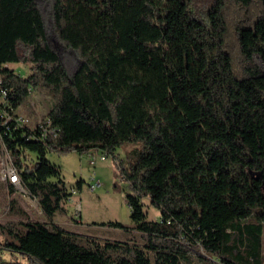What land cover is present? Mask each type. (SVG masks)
<instances>
[{"label": "trees", "instance_id": "1", "mask_svg": "<svg viewBox=\"0 0 264 264\" xmlns=\"http://www.w3.org/2000/svg\"><path fill=\"white\" fill-rule=\"evenodd\" d=\"M52 1L57 38L79 60L71 78L47 43L36 1L0 0L7 110L44 90L53 100L46 117L60 129L40 142L24 137L27 127H0L23 188L47 220L0 226L10 238L0 250L25 260L1 263L194 264V257L263 264L264 0H214L202 10L194 0ZM12 64L28 65L30 74ZM125 142L142 144L118 167L144 248L82 244L53 223L71 193L46 154L114 157ZM29 153L36 154L33 165ZM144 198L159 220L147 219Z\"/></svg>", "mask_w": 264, "mask_h": 264}, {"label": "rangeland", "instance_id": "2", "mask_svg": "<svg viewBox=\"0 0 264 264\" xmlns=\"http://www.w3.org/2000/svg\"><path fill=\"white\" fill-rule=\"evenodd\" d=\"M35 1L43 18L47 43L57 53L66 73L71 78L79 60L77 55L71 49L63 46L57 38L53 26V1ZM213 1L194 0V5L198 10H202L211 5ZM255 62L263 69V63L259 58L255 57ZM9 66L21 76L30 74L28 65L12 64ZM52 103L53 100L46 91L35 90L31 92L25 106H20L17 109V113L25 116L32 124L37 119L46 116ZM141 145V142L138 144L125 142L115 150L114 157L108 155L104 161L100 160V152H93L95 157L93 164L90 163L87 154L80 155L74 151L63 154L48 152L46 158L50 164L60 170V178L67 191L70 192L72 188L76 190V194L70 201L62 202V208L54 215L53 223L75 235L85 245L102 246L105 243H126L144 248L145 240L134 228L130 217V208L126 201L127 196L132 194V190L122 177L118 167V162L122 161L124 165L130 159L131 151L140 149ZM36 160V154L29 153L27 163L33 165ZM79 181L81 188L77 189L76 184ZM93 185L94 189L91 188ZM12 199L15 200V208L10 209L9 205ZM77 202L80 204L81 210L79 216L76 217L75 204ZM142 204L148 220L157 221L160 219V212L150 204L149 199H142ZM26 219L47 222L36 198L29 193L19 191L9 194L6 187L0 183V226L19 227L18 223ZM76 219H79L80 222L77 223ZM114 222L120 223L125 228L118 229L108 226L109 223ZM5 239H10L7 232L0 233V242ZM261 249L264 264V231L261 237ZM1 258L4 261L18 259L25 263L22 256L8 251H3ZM193 263L199 262L193 257Z\"/></svg>", "mask_w": 264, "mask_h": 264}, {"label": "built area", "instance_id": "3", "mask_svg": "<svg viewBox=\"0 0 264 264\" xmlns=\"http://www.w3.org/2000/svg\"><path fill=\"white\" fill-rule=\"evenodd\" d=\"M6 91L2 90V78L0 77V117L3 118L2 122L0 123V127H3L5 131H9L10 129H18V128H25L27 127L28 130H26V134H24V137L28 140V138H35V141L43 142L50 138H56L60 132V129L57 127H54L51 123V121L45 116L43 118L37 119L35 122H32L30 124L29 120L20 114L17 113V110L13 111V113H10L7 110V101H6ZM10 109V108H8ZM9 123H13V127L10 128L8 126ZM88 157L90 159V163H95L94 154L93 152H90L88 154ZM107 156L104 154L100 155V160L104 161L106 160ZM0 183H2L4 186H8L9 184L14 187L16 191L22 192V193H28L23 188L19 172L17 169V166L14 163V160L12 158V155L10 154L9 150L7 149L5 143L2 140V137L0 135ZM98 184V183H96ZM92 189L95 188L93 185L91 187ZM71 196L69 197L68 201L71 200L72 196L76 194L75 189L70 190ZM75 212L76 217L79 216V212L81 210L80 204L77 202L75 204ZM77 223H79V219L75 220ZM202 255H204L203 250L201 249L200 252ZM2 254L3 251H0V264L2 260Z\"/></svg>", "mask_w": 264, "mask_h": 264}]
</instances>
